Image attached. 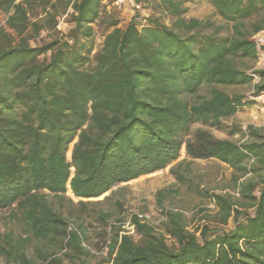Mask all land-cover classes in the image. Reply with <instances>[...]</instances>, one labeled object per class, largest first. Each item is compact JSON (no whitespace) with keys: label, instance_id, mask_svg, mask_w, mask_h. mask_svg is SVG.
Listing matches in <instances>:
<instances>
[{"label":"trees","instance_id":"obj_1","mask_svg":"<svg viewBox=\"0 0 264 264\" xmlns=\"http://www.w3.org/2000/svg\"><path fill=\"white\" fill-rule=\"evenodd\" d=\"M191 1H158L175 18L172 26L134 17L120 28L117 13L107 11L113 0H0L7 14L0 26V209L15 208L26 234L0 238L8 264H91L83 219L60 210L75 205L68 188L85 212L89 200L110 193L99 203L108 202L120 185L168 168L184 145L190 161L170 169L179 186L158 197L161 231L133 215L139 239L115 227L100 264H264V129L248 126L242 142L192 132L196 124L219 127L264 99V68L249 66L264 53L255 40L264 30V0H210L232 25L226 36L185 19ZM61 8L66 32L57 31ZM43 32L49 35L41 40ZM223 86H252V98ZM194 160L226 165L231 177L216 191L193 175ZM182 187L215 208H198L189 219L165 207ZM113 216L91 215L105 227ZM34 241L40 262L29 257Z\"/></svg>","mask_w":264,"mask_h":264},{"label":"rangeland","instance_id":"obj_2","mask_svg":"<svg viewBox=\"0 0 264 264\" xmlns=\"http://www.w3.org/2000/svg\"><path fill=\"white\" fill-rule=\"evenodd\" d=\"M158 1L145 4L142 8H138L136 10L128 9L126 7H117L112 4L108 6L107 11H115L117 13L121 20L119 25L120 28L126 27L134 17H139L143 20V23H146L147 19L153 17L159 19L167 26H172L175 18H173V16L169 14ZM184 10L185 13L183 17L186 20L198 19L212 25L210 29H207L208 32H212L214 29L221 28L219 34L222 36L232 33V25L227 24L217 14L210 0H192L184 6ZM36 11L39 13L40 17L44 16L41 9H37ZM57 19L58 23L63 22L67 26V29L69 28L68 17L63 12L62 8L58 9ZM6 21L7 14L0 12V26L6 27ZM48 35L49 34L47 32H43L41 40L42 38L46 39ZM39 40L37 42H39ZM103 40V34L101 31H99L98 36L96 37V49L101 47ZM255 40L257 42L264 40V30L255 36ZM32 44H34V42ZM249 66L252 68V70L264 68V53L260 54L256 62H250ZM252 70L250 69L249 72ZM223 89L229 94H244L248 98H252V86H223ZM256 100V105L241 110L232 118L222 120L219 127L207 128L196 124L192 126V132H194L196 129L203 128L208 130L217 139H227L242 142L245 140L244 135L248 126L253 125L255 127L264 129V99L263 97H258ZM187 139L188 137L184 138V141ZM76 142L77 140L71 144V151H73V147ZM183 160H189L185 145L182 148L179 160L174 162L168 168L120 185L119 187L115 188V190H119L120 193L118 192L108 202H104L102 204L99 203L106 196L110 195V193L104 195L102 198L89 200L92 203L87 206L85 212H83L84 208L80 207L79 205L81 199L76 198L72 191L70 192L68 188L67 197L72 199L75 205L70 206L69 203L66 202L64 207L60 208V210L65 215H69L70 211H72L73 214H76L77 216H74L73 220H75V217H80L83 219L86 228V241L84 245L91 252V264H100L101 261L107 257L110 245L109 238L113 236L115 227H121L127 234L133 236L134 239H139L140 236L136 234L134 227L130 223L131 217L133 215H138L140 218L144 219L145 222L154 226L158 231H161L162 223L165 220V217L163 207L158 205V197L160 192L176 189L179 186L178 181L170 173V169L179 161ZM191 168L193 169V175H203L204 184L213 189H218L216 191H219V189L222 188L225 183H227L232 173V169L223 164L220 166L219 163L213 160H194ZM123 188L125 189L122 190ZM47 194L49 195V199L53 200V195H50L49 193ZM118 203L121 207L116 206ZM165 207L181 210L189 217V219H191L193 213L198 208L207 207L211 210L215 208L213 203L201 200L196 194L186 190V187H182L180 195L175 196L172 199H167L165 201ZM93 211H111L114 213V216L111 218L108 226L105 227L96 222L94 217H91ZM20 217L21 216L19 212L15 208L0 209V238H4L6 234H13L14 238L26 237ZM196 225L195 223H191L189 228L193 229L196 227ZM103 229H106L109 233L106 240L101 235L103 233ZM36 246H38L37 241L31 243L28 253L30 258L34 259L36 262H40L35 251ZM0 264L8 263L4 257H1ZM16 264L21 263L18 262Z\"/></svg>","mask_w":264,"mask_h":264},{"label":"built area","instance_id":"obj_3","mask_svg":"<svg viewBox=\"0 0 264 264\" xmlns=\"http://www.w3.org/2000/svg\"><path fill=\"white\" fill-rule=\"evenodd\" d=\"M113 5L117 7H126L128 9L136 10L139 8L136 0H113ZM57 30L60 32H66L67 26L63 22H59L57 25ZM258 46L264 45V40L257 42Z\"/></svg>","mask_w":264,"mask_h":264}]
</instances>
